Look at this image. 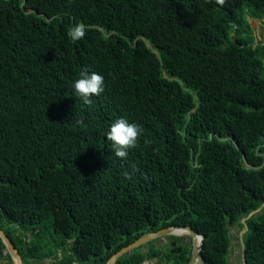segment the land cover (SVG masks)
<instances>
[{
  "label": "trees",
  "instance_id": "16d2710c",
  "mask_svg": "<svg viewBox=\"0 0 264 264\" xmlns=\"http://www.w3.org/2000/svg\"><path fill=\"white\" fill-rule=\"evenodd\" d=\"M247 16L264 0H0V228L23 264H106L171 225L203 235L201 264H232L245 226V264H264V42ZM85 69L105 81L91 104ZM119 118L142 129L126 158Z\"/></svg>",
  "mask_w": 264,
  "mask_h": 264
},
{
  "label": "clouds",
  "instance_id": "9594fccd",
  "mask_svg": "<svg viewBox=\"0 0 264 264\" xmlns=\"http://www.w3.org/2000/svg\"><path fill=\"white\" fill-rule=\"evenodd\" d=\"M223 3V0H220ZM86 34V27L84 24H76L67 33L73 40H80ZM75 94L80 97L84 103L91 104L92 97L98 96L105 89L104 76L98 72L85 69L81 71L79 78L73 84ZM141 126L135 123H130L125 118L115 120L109 131L107 137L113 142L115 155L120 158L128 156L129 149L133 148L141 135Z\"/></svg>",
  "mask_w": 264,
  "mask_h": 264
},
{
  "label": "rangeland",
  "instance_id": "374dc122",
  "mask_svg": "<svg viewBox=\"0 0 264 264\" xmlns=\"http://www.w3.org/2000/svg\"><path fill=\"white\" fill-rule=\"evenodd\" d=\"M247 19H248V22L252 28L255 43H258L259 41L264 42V18L257 19V18H252L251 16H247ZM10 228L13 230L12 231L13 237L16 240V238H17L18 234H20L21 230H20V228H18L17 226H14V225L11 226ZM245 231H246L245 226L234 225V226L230 227L231 244H230V252L228 254V258L232 264H242L243 235H244ZM51 232H52V228L50 229V228L46 227V229H44V232L42 234L41 239H39L40 241L37 242L34 240L36 243H39L38 245L41 246L44 250L48 249V247H46V245H48V242L52 238L50 236ZM183 236L188 238V236H190V235L187 233V234H184ZM24 237L27 240H31L33 237L32 231H27L23 235H21V238L24 239ZM18 246L20 247L19 244H18ZM139 248L142 250L143 245L139 246ZM7 254H8V251L5 249V247H2L0 245V264H13V261L10 262L9 258L6 257ZM26 264H51V259L50 258H44L41 261L29 262ZM75 264H77V263H75ZM199 264H201V261H199Z\"/></svg>",
  "mask_w": 264,
  "mask_h": 264
},
{
  "label": "flooded vegetation",
  "instance_id": "af4514ba",
  "mask_svg": "<svg viewBox=\"0 0 264 264\" xmlns=\"http://www.w3.org/2000/svg\"><path fill=\"white\" fill-rule=\"evenodd\" d=\"M193 249L194 240L191 236L188 238L176 234L160 236L143 244L142 251L153 255L142 264H190Z\"/></svg>",
  "mask_w": 264,
  "mask_h": 264
},
{
  "label": "water",
  "instance_id": "95a60500",
  "mask_svg": "<svg viewBox=\"0 0 264 264\" xmlns=\"http://www.w3.org/2000/svg\"><path fill=\"white\" fill-rule=\"evenodd\" d=\"M264 204V203H263ZM259 209H256L255 211H252L251 213H249V216H251L253 213H255L256 211H258ZM242 223L245 225V218H243ZM172 228H183L186 229L188 231V234L192 237V239L194 240L196 236L200 237V242L199 244L196 246L194 243V249H193V257L192 260L190 262V264H194V262L196 260H200V248H201V244L203 241V235L197 233L196 231H194L190 226H186V225H171V226H167L164 228H161L159 230L156 231H149L146 232L142 235H140L138 238H136L133 242L123 246L121 249H119L117 252H115L106 262V264H115L116 260L121 257L122 255L129 253L131 250L142 246L143 244H145L147 241L160 237V236H164V235H169V234H173L171 232ZM0 241L2 242V244L4 245L5 249L8 251V254L11 256L13 264H23L22 262V257L19 253V250L16 248L15 244L12 242V240L7 236V234L5 233V231L3 229L0 228ZM243 248H244V244H243ZM245 254H244V250L242 252V264H245Z\"/></svg>",
  "mask_w": 264,
  "mask_h": 264
},
{
  "label": "bare ground",
  "instance_id": "6f19581e",
  "mask_svg": "<svg viewBox=\"0 0 264 264\" xmlns=\"http://www.w3.org/2000/svg\"><path fill=\"white\" fill-rule=\"evenodd\" d=\"M171 232L173 234H176V235H184V234L188 233V231L186 229H183V228H172ZM199 242H200V237L196 236L195 239H194L195 245L197 246L199 244ZM194 264H199V260H196L194 262Z\"/></svg>",
  "mask_w": 264,
  "mask_h": 264
}]
</instances>
